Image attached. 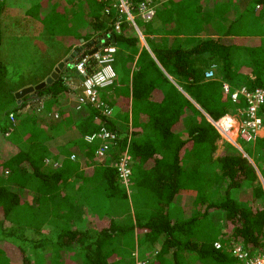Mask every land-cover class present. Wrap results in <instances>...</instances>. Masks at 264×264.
Here are the masks:
<instances>
[{"label":"trees","instance_id":"16d2710c","mask_svg":"<svg viewBox=\"0 0 264 264\" xmlns=\"http://www.w3.org/2000/svg\"><path fill=\"white\" fill-rule=\"evenodd\" d=\"M50 1L49 10L82 29L85 43L72 64L107 43L133 39L143 46L115 30L117 15L105 12L107 2L87 0L89 12L78 16ZM154 1L158 16L185 15L193 25V33H161L165 41L156 46L162 51L156 57L180 81L163 89L155 69H134L141 56L131 55L128 79L116 75L95 102L61 112L42 109L62 92L74 94L71 69L45 83L25 71L14 76L0 31V264H242L232 254L235 244L249 255L264 248V136L240 147L225 139L219 150L222 135L212 122L247 106L243 96L233 101L224 92L225 82L264 88V0H179L193 12L174 13ZM4 19L0 12V30ZM212 63L216 78L207 80ZM89 66L95 69L93 58ZM30 82L34 87L25 88ZM16 111L33 117L26 128H18ZM259 115L264 124V105ZM117 119L131 130L118 128ZM101 129L115 138L99 172L80 183V171L97 163L98 142L86 137ZM127 150L126 191L117 164Z\"/></svg>","mask_w":264,"mask_h":264},{"label":"built area","instance_id":"2783aa9c","mask_svg":"<svg viewBox=\"0 0 264 264\" xmlns=\"http://www.w3.org/2000/svg\"><path fill=\"white\" fill-rule=\"evenodd\" d=\"M99 1H104L109 4V7L105 12H118L124 14L125 19L134 24L136 28V15L144 20L150 21L156 13L154 0H140L135 3L131 0ZM120 28L121 21H117L115 30L119 32ZM138 32L142 35L139 29ZM117 50L118 47L116 43H107L75 64L76 72L82 78L81 85L83 91L78 97V102L80 104L85 103L87 100L95 102L98 98L99 90L113 83L114 78L117 75L114 69ZM92 58L96 67L94 70H89L88 67H90L89 64H91ZM217 68L218 65L216 63L211 64V66L205 71V78L207 80L215 79ZM223 90L232 97L233 101H237L240 96H243L246 100L247 106L238 112L237 115L227 114L221 117L218 121L214 122L215 126L221 134H227V132L237 126V128H239L238 134L242 139L249 141L255 138L263 125L259 112L264 105V88L257 87L253 90L246 87L234 88L225 82L223 84ZM104 112L110 114L112 109H107ZM239 116H241L240 123L237 118ZM114 138V133L107 129H101V131L86 137L89 142H98V146L95 150V156L98 158H105L111 148V140ZM125 153L117 165L119 167L121 182L128 187L132 179V170L129 163L131 154H129V150ZM232 248V254L238 259L240 258L243 261L242 264H264V248L253 253V255H249V250L245 249L241 244H235ZM135 264H144V262L140 259L137 260Z\"/></svg>","mask_w":264,"mask_h":264},{"label":"crops","instance_id":"0c3cea01","mask_svg":"<svg viewBox=\"0 0 264 264\" xmlns=\"http://www.w3.org/2000/svg\"><path fill=\"white\" fill-rule=\"evenodd\" d=\"M169 1L170 0H159V2L157 4H159V3L167 4V2H169ZM31 2H37V0L36 1L31 0ZM59 2L61 4H59ZM85 2H87V0H59V1H57V3H55V6H53V8H57L58 12H68V13L74 12L75 14L77 12L76 15L79 16L80 13L82 15H84V13H87L90 10V9H87ZM50 3H51L50 0L49 1L48 0H41V4L39 5V8H42L45 5L46 9H50V7L52 6V4H50ZM0 4H3V7L1 8L0 12H3V16H5V19L3 20V23H2L3 26L1 27L2 30H0V31L4 35L3 46H7V49L9 51V52H7L8 54L6 56L8 58L10 56V54H13L15 52L17 57H18L17 61H14V62L9 64L10 67L13 68L15 65H18L19 63H25V65L21 69V72L25 71L27 75L29 74L35 80L42 81V82L44 81L43 83H45L46 81L49 82L52 79H55L52 77V75L54 73H56L57 77H58L61 68L71 69L70 73L67 74V76H68L67 83L73 89L74 94L72 95V94H67V93L62 92L61 94H59L57 96V100H56V102H54V104H51V105L47 104V107L45 109L44 108L42 109L43 113L44 114L51 113L50 110H52V108H55V110H58L59 112H61L65 108L68 109L69 107H73L74 105H76V103L78 102V97L83 91L82 85H81L82 78L76 72L75 64L74 63L72 64L71 61L74 58V56L77 54V52L79 51L80 47L85 43L84 40L81 38V36H82L81 30L82 29L80 28V26L76 27L75 30L73 29L72 34H70L68 37L64 38L65 42H62L63 46L62 45L59 46L58 42H57L58 46H53L51 48L48 45L46 46V48L44 46H36V47L30 46L29 47V46H26L25 42H23V44L25 45V47H23V48L10 46L9 44L12 43V41H19L20 39L22 40V36H21L22 31L16 29V27H14L13 25H10L6 15L8 14L9 16L13 17L17 13V11H20V7L24 4V0H0ZM76 5H78V7ZM162 5L163 4H161V6ZM200 7H202V6H200ZM156 13L158 14V12H156ZM156 13L154 15L155 18L153 17L154 18L153 20L157 21V23L159 25V26H157L159 34L166 33V32L173 33L172 30H181V29L192 32L191 30H189L190 26H193L191 24L192 22L190 20H188V21H186L184 19L180 20L182 25H188V27L183 26L182 28H177L175 26L176 22L178 21V20H176L177 17H175L174 15L169 14V13L162 15V16H158ZM27 15H28V12H27ZM116 15H117V19L115 22H113V18L111 19V22H113V27L115 28L117 21H121V28H120L119 32L125 33L126 36L131 37V39L133 37H136V38L138 37L141 40L142 45L147 46V40L145 38V35L142 32L141 28L139 27V25L137 24V21H136L137 17L138 18H141V17L136 15L135 22H136L137 28L142 33V35H140V33L138 32V29L136 28V26L134 24H132L131 22H129L125 19L124 14H120V13L116 12ZM168 16H171V18L168 19L167 18ZM28 17L30 19L28 22L26 21L24 26L29 25L31 28H33V25L35 23L33 21L34 17L32 15L28 16ZM141 19L145 22H149L148 20H144L143 18H141ZM105 20L108 21V18L106 17ZM4 25H6V26H4ZM135 29L137 30V32L139 34L138 36L135 35V32H134V31H136ZM167 30H169V31H167ZM194 31H196V30H194ZM196 34L197 35L195 37H200V38L202 37V34H198V32ZM23 35H27V34L24 33ZM153 35H155V34H153ZM167 35L171 36V34H167ZM192 35H194V34H192ZM187 36H191V35H187ZM61 38H62L61 36H57V39L59 41L61 40ZM37 42H39V41H37ZM169 42H170V40H169ZM161 44H162L161 41L158 42V45H161ZM135 46H137V43L132 39V41L126 42V45L124 46V48H125L126 52L130 51V52H132L133 56H136L135 55L136 52H133V47H135ZM6 62L8 64L7 60H6ZM130 63L131 62L128 60L127 66ZM210 66H211V64L207 67V69ZM129 72H130V74L132 73L131 71H129ZM117 75H119L118 71H117ZM33 84H35V82H33V83L30 82L29 85H27L25 88L29 87L31 89L32 87H34ZM23 89H24V87H23ZM47 97H50V96H47ZM124 98H126V96ZM49 102H51V101H49ZM225 115H223V116H225ZM117 121L118 122L122 121L124 123V132H126V133L128 132V131H126L127 128H128V130H131L132 126L129 125V122L127 123L125 120L123 121L122 119H120V120L117 119ZM117 126L121 130L123 129L120 127L119 124H117ZM258 135L264 136V124L262 125V128L259 130ZM99 166L100 165L96 164L94 166V170H92V172L90 174H87V177L89 178V180H90V177H92L93 172H99V171L95 170L96 168H99Z\"/></svg>","mask_w":264,"mask_h":264},{"label":"rangeland","instance_id":"374dc122","mask_svg":"<svg viewBox=\"0 0 264 264\" xmlns=\"http://www.w3.org/2000/svg\"><path fill=\"white\" fill-rule=\"evenodd\" d=\"M32 1H36V0H32ZM40 4H41V0H37V2H31V0H24V4L20 7V11H17V13L13 17L9 16L8 14L6 15L10 25H13L14 27H16V29L22 31L21 36H22L23 41L21 39L19 41H12V43L9 44L10 46L23 48V47H25L23 42H25L26 46H29V47L30 46H35V47L36 46H44L46 48V46L48 45L51 48L53 46H58V44L60 46V45H62V42H65L64 38L67 35L72 34L73 29H76L78 22H76V20L74 18L66 17V14L64 17L63 14H57L56 12H52V10L46 9L45 5L42 8H39ZM167 4L170 5L173 12H193V9L191 6H190V8H189V6L187 8L185 6L183 9V6L179 0H170L169 2H167ZM202 5L203 4H201V6ZM27 12H28V15H27ZM196 12H199V11L196 10ZM31 15L34 17L33 21L35 22L33 25V28H31L29 25L24 26L26 21L28 22L30 19L28 16H31ZM167 18L170 19L171 16H168ZM182 18L186 21L189 20L187 18V16H185V15H182ZM136 21H137V24L139 25V27L141 28L142 32L145 35V38L147 40V46H141V44L138 43L137 46L133 47V52H136V54H135L136 56H134V57L137 59L139 56H141L139 62H138V60H135L136 64L134 66V69H136V70H139V68L144 69L145 66L153 67L155 69L154 70L155 73L157 74L158 84L163 89L166 90L169 86V85H166V81H169V80L170 81H174V80L180 81V80L176 75H174L173 73H171L165 69L163 64L164 65H166V64L163 62L162 59H160L162 61V63H161L159 61V59L156 57V55L159 57L162 55V51L157 50L156 46H159L158 45L159 41H162L164 43L165 38L163 37V34L158 33L157 26H159V25H158L157 21L152 20L149 22H145L141 18H138V17L136 18ZM202 25H204V24H202ZM175 26L177 28H182L183 26L187 27V25H182L181 21L179 19L176 22ZM134 32H135L136 36L139 35L137 30ZM24 33H26L27 35H23ZM153 34H155V35H153ZM58 35H63V36H61L62 38L60 41L57 39ZM37 41H39V42H37ZM57 42H58V44H57ZM116 44L118 47V51L115 55L116 61L114 64V69H115V71L117 70L119 72L120 76H122V77L124 76V78L128 79V77L126 75H124V70H125V74L129 71V70H126V65H127L129 58L132 55V52H130V51L126 52V50L124 48V46L126 44H124V41H118ZM152 50H154V51H152ZM7 52H9L7 49V46H4V48L2 49V56L5 60L8 61V68L11 69L12 74L14 76H17L19 74V72L21 71V69L23 68V66L25 65V63H19L18 65H15L13 68L10 67L9 64L14 62V61H17L18 57H17L16 53L14 52L13 54H10V56L7 58V56H6L8 54ZM155 53H156V55H155ZM130 65H131V63H130ZM117 71H116V73H117ZM13 80H14V84H17V82H19V80H17V79H13ZM14 100L15 99H13V101ZM16 113H18L16 115L17 121H18V123H20L18 125V128L20 127V125L22 126L23 129L26 128L28 126V123L26 121L30 120V119L33 120V117H31V116H26L25 118H22V114L20 113V111H18V112L16 111ZM234 115H237V114H234ZM237 118H238V121L240 123L241 122V116H239ZM47 120L50 121V119H48V117H46V121ZM46 121L44 120L45 125H46ZM116 123L119 124L120 127L124 129V123L122 121L118 122L117 120H115V124ZM45 127H47V126H45ZM238 129L239 128H237V126H235L232 130L227 132V134L226 133L221 134L222 140L219 141V143L221 144L219 147V150H222V148H223L222 142L225 139L232 142L233 144H236L238 147L241 146V143H243V141L241 142V140H244V139H242L240 137V135L238 134ZM94 159L97 162V163H95V165L96 164L99 165L100 163H102L100 161H102L104 158L96 157ZM92 170H94V165L93 166L91 165L89 167L86 166L80 171L82 174V176L79 177L80 183H84L87 181V179H88L87 174H90V171L92 172ZM77 180H78V178L76 179V181ZM124 188H126V191L130 190L126 186H124ZM18 227H19V229H21V226H18Z\"/></svg>","mask_w":264,"mask_h":264},{"label":"clouds","instance_id":"9594fccd","mask_svg":"<svg viewBox=\"0 0 264 264\" xmlns=\"http://www.w3.org/2000/svg\"><path fill=\"white\" fill-rule=\"evenodd\" d=\"M116 74H117V73H116ZM226 115H227V114H226ZM221 117H222V116H221ZM221 117H220V118H221ZM220 118H219V119H220ZM219 119H218V120H219ZM218 120H212V122L214 123V122H216V121H218ZM214 125H215V124H214ZM126 131H128V130H126Z\"/></svg>","mask_w":264,"mask_h":264},{"label":"water","instance_id":"95a60500","mask_svg":"<svg viewBox=\"0 0 264 264\" xmlns=\"http://www.w3.org/2000/svg\"><path fill=\"white\" fill-rule=\"evenodd\" d=\"M52 77H53V78H56V77H57V74H56V73H54V74L52 75Z\"/></svg>","mask_w":264,"mask_h":264}]
</instances>
